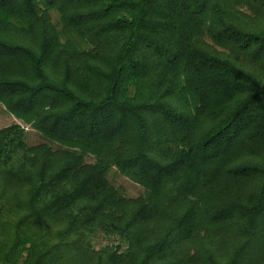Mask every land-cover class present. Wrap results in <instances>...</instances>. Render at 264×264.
<instances>
[{
	"label": "trees",
	"instance_id": "1",
	"mask_svg": "<svg viewBox=\"0 0 264 264\" xmlns=\"http://www.w3.org/2000/svg\"><path fill=\"white\" fill-rule=\"evenodd\" d=\"M0 104V264H264V0H0Z\"/></svg>",
	"mask_w": 264,
	"mask_h": 264
},
{
	"label": "rangeland",
	"instance_id": "2",
	"mask_svg": "<svg viewBox=\"0 0 264 264\" xmlns=\"http://www.w3.org/2000/svg\"><path fill=\"white\" fill-rule=\"evenodd\" d=\"M53 18H55V15L53 16ZM12 123L19 124L26 131V139L29 145H34L43 141V138L37 131H35L28 125L23 124L20 120L16 119L0 104V128L8 126ZM88 161H90V159H88ZM108 177L116 186L121 188L126 196L135 197L143 192V187L131 182L124 176H121L114 168L110 170V172L108 173ZM95 242L104 243L105 239L98 236L96 237Z\"/></svg>",
	"mask_w": 264,
	"mask_h": 264
}]
</instances>
